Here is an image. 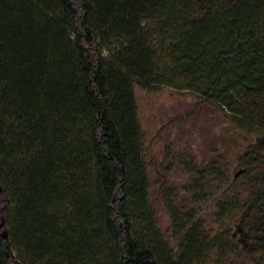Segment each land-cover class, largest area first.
I'll list each match as a JSON object with an SVG mask.
<instances>
[{"label": "trees", "instance_id": "16d2710c", "mask_svg": "<svg viewBox=\"0 0 264 264\" xmlns=\"http://www.w3.org/2000/svg\"><path fill=\"white\" fill-rule=\"evenodd\" d=\"M137 86L191 90L248 138L232 178L224 157L180 161L187 186L163 193L175 245L151 204ZM229 187L213 235L203 206ZM245 253L264 264V0H0V264Z\"/></svg>", "mask_w": 264, "mask_h": 264}, {"label": "rangeland", "instance_id": "374dc122", "mask_svg": "<svg viewBox=\"0 0 264 264\" xmlns=\"http://www.w3.org/2000/svg\"><path fill=\"white\" fill-rule=\"evenodd\" d=\"M135 91L151 180V204L161 232L175 245L163 193L165 188L184 190L187 186L189 175L180 161L188 158L205 165L224 157L231 164L229 174L232 178L248 138L235 130V125L215 104L204 102L191 90L163 86L149 91L137 86ZM223 189L215 194L216 200L204 204L201 213L210 221L208 226L213 235L221 234L229 227L214 224L217 200L232 191L230 187ZM245 255L238 258L235 254L226 264H248L251 257Z\"/></svg>", "mask_w": 264, "mask_h": 264}]
</instances>
